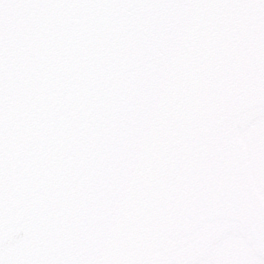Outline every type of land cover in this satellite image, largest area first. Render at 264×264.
Segmentation results:
<instances>
[{"label": "snow or ice", "instance_id": "snow-or-ice-1", "mask_svg": "<svg viewBox=\"0 0 264 264\" xmlns=\"http://www.w3.org/2000/svg\"><path fill=\"white\" fill-rule=\"evenodd\" d=\"M0 264H264V0H0Z\"/></svg>", "mask_w": 264, "mask_h": 264}]
</instances>
